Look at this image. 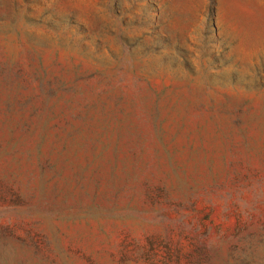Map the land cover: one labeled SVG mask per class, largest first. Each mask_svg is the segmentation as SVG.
I'll return each instance as SVG.
<instances>
[{
  "label": "rangeland",
  "instance_id": "obj_1",
  "mask_svg": "<svg viewBox=\"0 0 264 264\" xmlns=\"http://www.w3.org/2000/svg\"><path fill=\"white\" fill-rule=\"evenodd\" d=\"M0 264H264V0H0Z\"/></svg>",
  "mask_w": 264,
  "mask_h": 264
}]
</instances>
